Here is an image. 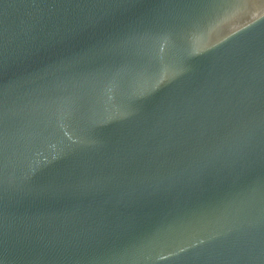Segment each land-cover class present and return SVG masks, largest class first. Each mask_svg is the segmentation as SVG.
<instances>
[{
	"label": "water",
	"instance_id": "95a60500",
	"mask_svg": "<svg viewBox=\"0 0 264 264\" xmlns=\"http://www.w3.org/2000/svg\"><path fill=\"white\" fill-rule=\"evenodd\" d=\"M0 264H264V0H0Z\"/></svg>",
	"mask_w": 264,
	"mask_h": 264
}]
</instances>
